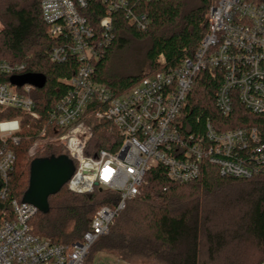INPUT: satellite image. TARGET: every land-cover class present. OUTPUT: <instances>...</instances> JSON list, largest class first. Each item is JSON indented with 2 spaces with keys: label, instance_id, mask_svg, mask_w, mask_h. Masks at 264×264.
<instances>
[{
  "label": "built area",
  "instance_id": "2783aa9c",
  "mask_svg": "<svg viewBox=\"0 0 264 264\" xmlns=\"http://www.w3.org/2000/svg\"><path fill=\"white\" fill-rule=\"evenodd\" d=\"M93 0H40L48 35L57 41L50 54L54 63L70 58L79 62L76 73L63 80L67 93L48 112L49 124L29 149L34 156L48 144L67 149L77 166L68 181L75 193L96 188L115 193L113 205L101 207L81 241L58 244L32 232L30 221L38 208L19 199L9 200L8 184L20 142L21 119L0 121V264H86L91 247L109 232L111 224L134 199L146 175L156 165L167 169L175 182L201 175L204 163L218 167L222 176L251 178L264 173V144L256 128L221 130L210 117H185L187 98L197 74L215 70L221 82L215 105L228 116L238 98L252 113L264 114V0H218L209 10V30L192 57L180 66L144 77L129 90L116 94L96 82L94 62L113 39V14L123 10L131 23L145 29L144 15L133 13L132 0H105L101 34L87 13ZM25 65L0 60V107L16 108L39 119L31 84L21 87L10 78ZM9 77L8 81L4 78ZM110 122L119 142L115 150L86 154L94 136L90 117ZM55 135L49 136V130ZM107 177V178H106Z\"/></svg>",
  "mask_w": 264,
  "mask_h": 264
},
{
  "label": "trees",
  "instance_id": "16d2710c",
  "mask_svg": "<svg viewBox=\"0 0 264 264\" xmlns=\"http://www.w3.org/2000/svg\"><path fill=\"white\" fill-rule=\"evenodd\" d=\"M217 1L132 0L133 13L144 15L148 22L145 29L131 23L123 10L114 12L112 42L94 62L96 82L120 94L148 75L180 66L194 55L207 34L209 10ZM107 8L105 0H93L87 11L98 35L99 21ZM0 23V60L24 64L25 72L47 77L45 87L33 92L39 119L16 108L0 107V121L21 119L20 142L13 145L16 162L8 190L9 200H23L33 160L60 156L72 159L60 145L48 144L34 156L29 149L49 124L48 112L67 93L63 80L76 73L79 62L76 58L64 63L50 60L57 41L48 35L40 0H0ZM133 40L148 42L150 70L124 74L118 70L115 57ZM220 82L215 70L199 72L187 98L185 117L190 122L196 116L210 117L221 130L256 128L264 144V114L252 113L235 98L231 114L221 115L215 105ZM90 123L94 136L86 154L115 150L119 142L113 141L117 139L113 125L94 115ZM48 135L54 136V130L50 129ZM114 195L99 188L92 193H75L67 182L49 197V210L38 211L32 218V232L58 244L81 241L97 211L113 205ZM3 206L0 203L1 211ZM90 252L89 264L107 257L123 264H264V173L251 178L222 176L217 166L204 163L197 179L181 183L168 177L165 166L156 165L147 173L140 193L128 202Z\"/></svg>",
  "mask_w": 264,
  "mask_h": 264
},
{
  "label": "water",
  "instance_id": "95a60500",
  "mask_svg": "<svg viewBox=\"0 0 264 264\" xmlns=\"http://www.w3.org/2000/svg\"><path fill=\"white\" fill-rule=\"evenodd\" d=\"M10 82L18 87L31 84L42 89L47 83V77L44 74L28 72L12 76ZM74 172V162L67 156L36 158L31 164L29 187L23 201L35 205L39 211L47 212L49 197L56 194Z\"/></svg>",
  "mask_w": 264,
  "mask_h": 264
},
{
  "label": "rangeland",
  "instance_id": "374dc122",
  "mask_svg": "<svg viewBox=\"0 0 264 264\" xmlns=\"http://www.w3.org/2000/svg\"><path fill=\"white\" fill-rule=\"evenodd\" d=\"M2 25L0 23V29ZM148 42L133 40L130 45L117 52L115 61L118 64V70L124 74H134L140 72H147L150 70L148 66V61L146 58ZM92 252H90L87 263L89 264V260L91 258ZM94 264H123L119 263L113 257H107L105 261H102L97 258ZM141 264H150L148 262H143Z\"/></svg>",
  "mask_w": 264,
  "mask_h": 264
},
{
  "label": "snow or ice",
  "instance_id": "6c2138e0",
  "mask_svg": "<svg viewBox=\"0 0 264 264\" xmlns=\"http://www.w3.org/2000/svg\"><path fill=\"white\" fill-rule=\"evenodd\" d=\"M107 178V177H106Z\"/></svg>",
  "mask_w": 264,
  "mask_h": 264
}]
</instances>
